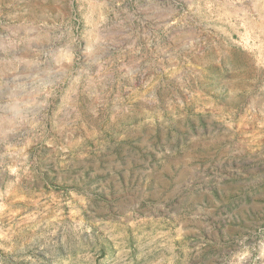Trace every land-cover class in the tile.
<instances>
[{
  "label": "rangeland",
  "instance_id": "374dc122",
  "mask_svg": "<svg viewBox=\"0 0 264 264\" xmlns=\"http://www.w3.org/2000/svg\"><path fill=\"white\" fill-rule=\"evenodd\" d=\"M0 264H264V0H0Z\"/></svg>",
  "mask_w": 264,
  "mask_h": 264
}]
</instances>
